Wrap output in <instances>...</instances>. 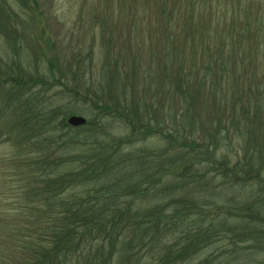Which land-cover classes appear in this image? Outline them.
<instances>
[{
	"label": "trees",
	"instance_id": "16d2710c",
	"mask_svg": "<svg viewBox=\"0 0 264 264\" xmlns=\"http://www.w3.org/2000/svg\"><path fill=\"white\" fill-rule=\"evenodd\" d=\"M120 1L119 13L104 18L105 22L118 18L132 28L145 24L142 21L148 15L135 14L139 9L136 2ZM155 1L160 2L154 13L158 22L169 29L175 24L183 25L175 35L190 38L188 47L197 51L195 39L201 29L209 26L197 16L196 10L202 6L206 12L211 11L215 0ZM218 1L223 5L237 4L239 8L236 13L230 12L235 13L232 22L221 27L222 41L216 38L222 48L208 58L217 64L220 74H234L237 67L230 61H239L237 52L246 51L247 46L252 50L244 54V59L259 63L258 51L264 45V0H248L246 4L245 0ZM255 3L257 8L251 7ZM27 4L28 0H0V31L5 36L7 31H18L25 21L29 23L20 10ZM143 11L146 12L145 7ZM206 16L207 13L203 17ZM138 38L136 34L137 42ZM19 46L22 50L23 44ZM178 55L187 59L184 51ZM259 65L263 66L262 61ZM30 77L23 73L20 78L11 76L3 81L11 82L10 90L18 96L16 88ZM46 77L47 82L53 78ZM55 79L62 90L58 98L67 99V104L59 102L49 108L27 104L21 110L13 106L8 122L0 125L2 142L11 141L14 146L6 161L17 169L13 175L21 173V181L15 179L19 183L16 194L19 192L23 198L19 204L22 217L11 224L7 222L6 232H0V263L214 264L216 240L226 239L225 235L242 229L256 234L255 240L246 239L255 241L262 250L255 245L250 248L264 251V200L259 201L264 194L252 182L262 181V168L242 163V159L232 162L230 156L218 163L217 158L213 159L214 142L194 133L186 135L188 130L182 132L172 119L164 131L155 130L152 111L145 107L147 98L136 99L139 106L134 109L128 100L115 99L113 94L106 96L102 87L107 85L105 77L100 87L90 86L88 92L71 89L58 83L61 78ZM186 83V89L189 93L193 91V95L194 90L201 89L197 84ZM184 88L181 82L171 90L167 97L169 106L172 107L177 96L184 97ZM193 95L189 97L194 98ZM76 103L88 106V114L94 115L95 111L99 114L85 124H69L62 117L63 111L73 112L71 107ZM258 107L255 106V111L261 110ZM174 113L171 110L166 114ZM177 116L175 113L173 118ZM109 120V123L122 121L126 133L118 135L111 130ZM233 121L227 124L231 126ZM77 130L81 132L76 133ZM158 135L165 145L151 147L150 139ZM203 161L215 170L220 165L219 175H211L213 172L206 166L200 167ZM218 182L220 188L215 186ZM226 184L235 191L223 201L230 213L212 220L204 211L213 201V190L222 193ZM6 185L2 182L1 188ZM12 247L21 250L15 259L9 257ZM263 259L264 256L261 259L256 256L250 262L264 264Z\"/></svg>",
	"mask_w": 264,
	"mask_h": 264
},
{
	"label": "rangeland",
	"instance_id": "374dc122",
	"mask_svg": "<svg viewBox=\"0 0 264 264\" xmlns=\"http://www.w3.org/2000/svg\"><path fill=\"white\" fill-rule=\"evenodd\" d=\"M133 1L139 5L135 14L148 15L142 21L145 24L140 28H132L128 22L118 18L114 21L111 18L107 21L108 25H105L107 22L104 18L117 15L121 10L120 0H28V4L20 10L29 23L24 20L25 23L20 24L23 27L18 31H7V36L4 35V31H0V125L3 126L8 120L10 115L8 113L12 111L13 106L21 110L27 104L37 108L39 106L49 108L51 104L59 102L67 104V99L58 98L62 90L61 86L56 84L55 78H61L62 81L58 83L70 86L71 89L76 87L88 92L90 86L96 89L100 87V81L105 77L107 85L102 87L106 96L113 94L116 96L115 99L120 98L123 102L128 100V105L134 109H138L139 106L135 102L136 99L147 98L145 107H149V112L152 111L155 130L164 131V126L170 124L171 119L177 121L182 132L188 130L186 135L194 133L200 135L202 139L214 142L216 151L212 149L215 152L213 159L217 158L218 163L225 156H230L232 162L242 159V163L257 169L262 168L264 177V45L258 51L259 63L262 61L263 66L249 58L244 59V54L252 50V47L247 46L246 51L241 49L237 52L240 56L239 61H230L231 65L237 67V73L234 74H220L217 64L208 58V55L213 56L217 54L215 50L222 48L223 45L216 38L222 41L219 35L221 27L232 22V14L234 17L239 6L223 5L222 2L215 0L209 12L202 6L197 8V16L209 27L201 29V34L195 39L197 41L195 46L198 49L196 51L191 49L192 46L188 47L190 38H185L183 34L175 35L176 30L183 25L175 24L173 29H169L167 25L158 22L154 13L156 4L160 2ZM248 2L250 1H243L244 4ZM144 7L146 12L143 11ZM251 7L257 8L256 3ZM205 13L207 16L203 17ZM136 34L139 36L138 42L135 39ZM21 44L22 50L19 46ZM179 51H184L187 59L180 58ZM255 69V74H250ZM23 73L31 77L16 88L19 92L18 96H15L10 90L13 84L5 83L3 80L11 76L20 78ZM46 76L53 77L54 80L50 78L47 82ZM187 81L188 85L197 84L201 89L194 90L195 95L191 90L189 93L186 89ZM181 82L185 86L184 90L182 89L184 97L177 96L171 107L168 105L167 97ZM189 95H193L194 98H190ZM256 105L261 110L255 111ZM72 106L73 112L63 111L65 116L62 117L65 121L72 114L83 115L87 121L93 120L94 116L99 114L98 111H95L94 115L91 112L88 114L86 111L89 107H84L81 103ZM171 110L179 114L177 118L174 117L176 120L173 118L175 113L167 116L166 113ZM233 119L229 126L227 123ZM106 120L108 119L105 117L103 121ZM121 122L109 123L110 129L118 135L126 133V128ZM1 130L0 128V132ZM80 130L75 132L79 133ZM214 134L217 135L216 138ZM154 138L156 140L150 139L151 147L165 145L166 142L161 140V136ZM13 150L12 142H2L0 137L2 233L8 228L7 222L11 224L22 217L19 204L23 198L19 192L16 194L19 183L15 180L21 181V173L13 175L17 169L13 165L9 166L6 161V157H10ZM201 166L208 167L213 172L211 175L214 173L219 175L221 171L220 165L217 166L219 170H215L207 161H203ZM218 177L221 181L220 176ZM263 177L262 181H252L253 186L262 190L261 195L264 194ZM2 182L7 184L4 189L1 188ZM218 185L220 188V182L215 183L216 187ZM228 186L230 185L226 184L222 193L218 189L213 190L214 197L211 196L213 201L204 211L206 217L220 220L229 215L228 205H223V201L235 191ZM262 200L264 195L259 201ZM234 232L229 236L225 235L226 239L216 240L217 258L214 264H251L250 261L256 256L263 258L264 251L260 253L261 251L250 247L255 245L259 250L262 248H258L255 241L249 242L246 239L251 240L256 234L248 230L245 232L244 229ZM243 239L247 241L244 242ZM9 251V257L14 259L21 254L18 247H12ZM210 251L211 249L206 253Z\"/></svg>",
	"mask_w": 264,
	"mask_h": 264
},
{
	"label": "water",
	"instance_id": "95a60500",
	"mask_svg": "<svg viewBox=\"0 0 264 264\" xmlns=\"http://www.w3.org/2000/svg\"><path fill=\"white\" fill-rule=\"evenodd\" d=\"M87 122V118L80 114H72L68 117V123L72 125H81Z\"/></svg>",
	"mask_w": 264,
	"mask_h": 264
}]
</instances>
